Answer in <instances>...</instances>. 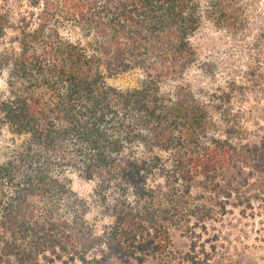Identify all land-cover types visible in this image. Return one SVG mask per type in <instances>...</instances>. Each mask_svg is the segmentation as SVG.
<instances>
[{"label": "trees", "instance_id": "16d2710c", "mask_svg": "<svg viewBox=\"0 0 264 264\" xmlns=\"http://www.w3.org/2000/svg\"><path fill=\"white\" fill-rule=\"evenodd\" d=\"M5 1L0 133L11 138L0 179L19 186L0 210V264H144L165 251L171 227L264 201V134L248 138L231 84L161 88L194 66L212 72L195 42L208 26L252 38L248 82H261L264 0ZM136 71V87L107 81ZM72 171L109 199L104 233L87 226Z\"/></svg>", "mask_w": 264, "mask_h": 264}, {"label": "rangeland", "instance_id": "374dc122", "mask_svg": "<svg viewBox=\"0 0 264 264\" xmlns=\"http://www.w3.org/2000/svg\"><path fill=\"white\" fill-rule=\"evenodd\" d=\"M6 4L7 1L0 0V10ZM16 34L14 30H8L6 41L9 43ZM67 35L73 40L79 38L78 32H68ZM195 42L201 50L202 60L214 62L212 72L207 73L199 66H194L184 76V82H164L161 84L162 90L170 91L177 84L185 83L196 92H213L225 88L228 90V84H231L232 112L241 114L239 122L248 131V138L256 140L264 134V78L261 82H248L250 75L246 53L252 38L246 42L233 40L208 26L195 37ZM259 71L264 73V64L256 73L259 74ZM108 75L107 81L122 89L139 84L140 74L137 71ZM232 79L237 82H228ZM7 91L6 74L3 73L0 76V97ZM9 138L11 135L7 132L0 133V165L10 155L6 149L10 143ZM67 174L72 190L82 205L87 226L97 234L104 233L113 221L105 209L109 199L98 195L99 185L95 179L74 171ZM14 179H0V210L19 186V179ZM115 196L125 200V197ZM253 205L255 209L248 208L245 214L241 213L243 207L230 206V212L214 215L213 219L206 221L205 227L193 223H190L188 229L171 227L170 241L165 251L149 257L144 264H264V201L254 200ZM64 210L65 206H61L59 214L66 216Z\"/></svg>", "mask_w": 264, "mask_h": 264}]
</instances>
